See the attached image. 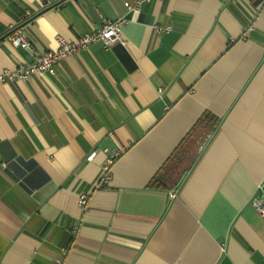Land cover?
Instances as JSON below:
<instances>
[{
	"label": "crops",
	"instance_id": "obj_1",
	"mask_svg": "<svg viewBox=\"0 0 264 264\" xmlns=\"http://www.w3.org/2000/svg\"><path fill=\"white\" fill-rule=\"evenodd\" d=\"M42 1L0 0V71L15 29L126 44L0 85V264H264V0Z\"/></svg>",
	"mask_w": 264,
	"mask_h": 264
},
{
	"label": "built area",
	"instance_id": "obj_2",
	"mask_svg": "<svg viewBox=\"0 0 264 264\" xmlns=\"http://www.w3.org/2000/svg\"><path fill=\"white\" fill-rule=\"evenodd\" d=\"M47 0L42 1V6L46 4ZM150 1V0H148ZM147 0H135L134 3L125 2L124 6L132 13H139L140 5ZM31 13L26 11L24 18L29 17ZM127 22V19L123 16H119L114 20H106L100 27L91 30L88 33L80 35L74 41H67L62 37H57L58 46L54 50H39L36 48L34 41L28 37L22 35L20 29H15L12 35L8 37L13 47H20L24 49L32 57L30 63H21L11 69H3L0 71V85L8 81H24L29 77L35 75L40 76L43 74L55 73V64L82 50L95 42H102L103 46L107 47L113 43L120 45L126 44V39L121 32V26ZM91 157V156H90ZM108 180V164L103 168L100 181L106 182ZM173 196V193H170ZM86 197L81 195L79 198V204L84 205ZM252 203L260 217L264 218V196L259 193L254 195ZM60 260L54 261L53 264H60Z\"/></svg>",
	"mask_w": 264,
	"mask_h": 264
}]
</instances>
